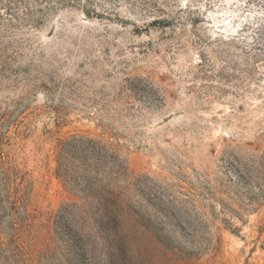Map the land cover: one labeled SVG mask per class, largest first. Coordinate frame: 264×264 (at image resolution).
I'll list each match as a JSON object with an SVG mask.
<instances>
[{"label": "rangeland", "instance_id": "374dc122", "mask_svg": "<svg viewBox=\"0 0 264 264\" xmlns=\"http://www.w3.org/2000/svg\"><path fill=\"white\" fill-rule=\"evenodd\" d=\"M73 135L126 167L100 206ZM0 152L36 216L0 264H264V0H0Z\"/></svg>", "mask_w": 264, "mask_h": 264}, {"label": "trees", "instance_id": "16d2710c", "mask_svg": "<svg viewBox=\"0 0 264 264\" xmlns=\"http://www.w3.org/2000/svg\"><path fill=\"white\" fill-rule=\"evenodd\" d=\"M75 1L50 0V3L62 6ZM108 157L116 161L113 164L116 174L126 170L122 162L119 163L117 157L108 151L104 144L88 137L73 135L59 143L55 173L82 204H91L95 201V204L100 206L98 193L109 184L101 179L108 167ZM12 177L15 180L19 178L17 183ZM28 197L26 177L24 174L20 175L15 167L5 166L0 152V247L6 245L8 248L10 246L18 248L22 238L32 235L36 216L28 209ZM72 205L65 204L60 209L54 221L56 229L62 228L58 219L68 213V208Z\"/></svg>", "mask_w": 264, "mask_h": 264}]
</instances>
